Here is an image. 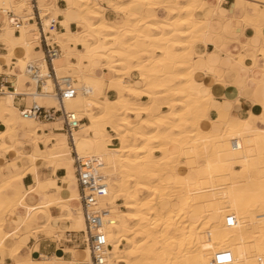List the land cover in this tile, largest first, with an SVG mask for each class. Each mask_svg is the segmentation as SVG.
Instances as JSON below:
<instances>
[{
	"label": "bare ground",
	"instance_id": "obj_1",
	"mask_svg": "<svg viewBox=\"0 0 264 264\" xmlns=\"http://www.w3.org/2000/svg\"><path fill=\"white\" fill-rule=\"evenodd\" d=\"M56 1L38 0L37 6L46 37L61 49L53 60L56 75L70 76L79 90L64 106L87 119L73 132L75 150L81 157L95 156L106 178L101 200L108 212L106 264H216L213 256L222 249L232 253L233 264H264V132L243 120L236 127L229 125L222 110L215 118L220 129L214 131L207 116L213 95L211 101L202 95L203 84L191 72L193 45L212 36L211 21L202 13L206 0H103L111 11L123 15L120 21L110 20L99 0H65V9ZM247 1L264 5V0ZM158 9L166 16L159 17ZM0 13V35L17 55L14 67L6 70L14 78L12 89L4 87L5 98H0L5 125L0 134H36L42 125L33 123L61 128L59 122L23 117L14 105L15 95L22 94L27 107L33 101L58 107L54 96L35 91L36 80L26 71L28 62L42 57L41 49L34 48L42 33L29 20L31 0H0ZM59 14L64 16V29L74 15L78 30H49ZM262 19L260 13L246 14L242 21L261 34ZM72 56L76 63L70 61ZM40 64L44 75L46 65ZM97 65L111 76L95 75ZM133 72L138 78L130 81ZM51 90L47 80L43 91ZM143 96L148 99L141 100ZM66 137L56 135V143L46 151L57 165L73 163ZM178 154L183 155L182 162L175 159ZM20 180L15 174L0 183V229H5L4 216L15 215L21 205L27 207V222L38 211L48 214L40 206L37 211L27 206L22 190L9 195ZM57 189L60 195L51 203L65 208L72 228L83 231L79 193L69 191L63 198V188ZM72 202L74 208L68 205ZM228 215L235 216L233 226L225 223ZM10 240V233L4 232L0 249ZM21 246L14 241L9 255ZM82 252V258L69 264L87 263L89 249ZM33 260L55 264L58 258Z\"/></svg>",
	"mask_w": 264,
	"mask_h": 264
},
{
	"label": "crops",
	"instance_id": "obj_2",
	"mask_svg": "<svg viewBox=\"0 0 264 264\" xmlns=\"http://www.w3.org/2000/svg\"><path fill=\"white\" fill-rule=\"evenodd\" d=\"M35 1L38 5V0ZM217 4L220 5L219 9L213 7ZM56 5L60 9H65L66 1L58 0ZM234 5L236 7H233ZM104 6L106 7V16L110 20H122V14L111 11L107 3ZM222 11L227 12L228 15H221ZM202 13L211 21L212 36L206 43L197 41L193 45L192 64L196 69L195 79L207 88L211 86L210 93L213 95V103L207 116L208 118L211 116L209 119L213 123L209 126L214 131H219L220 125L215 121V118L222 110L228 114L227 123L229 125L236 127L237 122L243 120L264 132V124L256 119L264 112V105L261 104V101H264V38L261 37L256 27L244 24L242 21L246 14L257 15L260 13L264 18V5L247 0H206ZM158 15L161 18L165 17L166 12L163 9H158ZM63 19L62 14L57 16L59 21L57 31L78 30L74 15H70L71 20L66 29L61 24ZM1 24L2 15L0 13ZM237 28H240L239 36L236 35ZM16 33L18 34V31L14 32V34ZM253 37L257 39L253 40ZM246 46L249 47L244 48ZM77 48L80 49L81 46L78 45ZM12 49L13 46L0 35V87H2L0 98H5L4 87L8 88V82L11 81L12 84L14 78L13 75L11 78V75L6 73V70L13 68L17 61V55L12 54ZM15 49L18 50V47L16 46ZM39 50L37 49V51ZM213 52L216 53L214 57L212 56ZM17 54L20 52L17 51ZM253 57L256 58L255 66H253ZM70 61L76 63L77 58L72 56ZM205 68L215 69L217 74L221 70H226L229 82L227 84L213 83L211 71H202ZM93 72L95 75L104 74L106 78L111 76L100 65L94 67ZM136 78H138L137 72H133L130 81H134ZM147 99L146 96L141 97V100ZM234 100L237 101L235 105L232 103ZM225 101H227V105H225ZM25 104H27L26 97H14V105L18 109H22ZM248 113L252 114L253 119L249 120ZM203 124L206 126L204 121ZM33 125H42V129H38L36 134L23 131H19L16 135L3 136L0 134V183L7 177H12L15 174L21 175V180L14 189L9 191V195H14L18 190H22L25 192L24 201L27 206L33 208L34 211L39 210L40 206V209L47 211L48 214L38 211L33 220L27 222L25 221L27 207L21 205L15 215H5V229H0V237L7 231L13 240L7 243V247L0 249V260L5 261V264H10L12 256L9 255L8 247L12 246L14 241H18L22 245L19 249L20 252L34 249L31 254L32 259L38 260L42 256L56 257L58 260L55 264H69L74 258L80 259L83 256L84 247L81 239L83 235L72 228V221L67 217V210L59 203H51V200L60 195L57 187L63 188L61 191L63 198L68 197L69 191L78 192L73 163L67 165L66 162H62L57 165L46 157V151L56 143V135H65L63 131L54 130V128H60L59 124L33 123ZM4 129L5 125L0 119V133ZM18 153L19 155H17ZM29 155L36 159H31ZM27 157L28 159H26ZM62 203L65 204V202ZM68 205H71L72 208L76 206L74 202ZM41 206H47V210ZM37 227L40 229L39 232ZM54 233L57 237L61 236L57 238Z\"/></svg>",
	"mask_w": 264,
	"mask_h": 264
},
{
	"label": "built area",
	"instance_id": "obj_3",
	"mask_svg": "<svg viewBox=\"0 0 264 264\" xmlns=\"http://www.w3.org/2000/svg\"><path fill=\"white\" fill-rule=\"evenodd\" d=\"M33 14L30 21H34L38 30L42 33L39 39V45L36 49H41L42 57L36 61H30L26 65V71L36 80L35 91L43 95H52L58 101V107L40 105L33 101L29 107L25 104L21 110L23 117L33 118L37 121L59 122L60 129L68 136V144L71 155L73 156L74 174L78 187L79 202L84 220V230L82 246L89 249V261L87 263L78 262L76 264H106L108 257L107 234L104 226L107 222L108 212L102 205V198L106 195V178L101 169V163L95 156L81 157L75 150L73 142V132L79 128L87 119L78 117L77 113L67 110L64 102L74 98L78 93V88L74 85V80L70 76L58 77L56 75L53 60L61 54V49L56 41L47 38L43 30L42 18L35 0H32ZM19 23H16V28ZM59 21L52 20L49 30H58ZM48 34L49 31H48ZM40 63L46 65L44 75L40 73ZM52 83L51 91H43L46 81ZM10 89L11 82H8ZM80 91L86 92L81 88ZM2 92V87H0ZM15 97L23 98L22 94H16ZM236 222L234 215H228L225 219L227 226H233ZM216 264H233L234 256L227 249L217 251L213 256Z\"/></svg>",
	"mask_w": 264,
	"mask_h": 264
},
{
	"label": "snow or ice",
	"instance_id": "obj_4",
	"mask_svg": "<svg viewBox=\"0 0 264 264\" xmlns=\"http://www.w3.org/2000/svg\"><path fill=\"white\" fill-rule=\"evenodd\" d=\"M213 7H216L217 9H219L220 5H218V4L217 5H213ZM233 7H236V5H234ZM250 7H251V5H250ZM221 15L227 16L228 13L222 11ZM236 35L237 36L240 35V28L236 29ZM261 37L264 38V19H262V21H261ZM252 39L256 40L257 38L253 37ZM210 51H211V49H210ZM215 55H216V53L213 52L212 56L214 57ZM252 60H253V66H255L256 58L253 57ZM202 71H204V72L211 71V73L213 75V83H224V84H227L229 82L228 78H227V75H226V70H221V72L219 74L216 73L215 69H207V68H205ZM191 72H192V75H194L195 72H196V69L193 68L191 70ZM200 87L203 90L202 91V95H204L206 97H209V100L211 101V99H212L210 97L211 86H209V88H207V89H205L203 87V85H201ZM253 102H255V101H253ZM232 103L235 105L237 103V101L234 100ZM261 104L264 105V101H261ZM225 105H227V101H225ZM237 111H239V109H237ZM247 115H248L249 120L253 119L251 113H248ZM256 119H259L262 122V124H264V112H262L261 115L258 118H256ZM17 155H19V153ZM32 159H36V157H33ZM29 211L31 212L32 210L29 209ZM37 231L38 232L40 231L39 227H37ZM33 251H34V249H26L24 252H20V251L14 249L13 252H12V259H11L10 264H37V262L34 261L31 258V254H32ZM0 264H5V261L0 260ZM40 264H47V262L41 261Z\"/></svg>",
	"mask_w": 264,
	"mask_h": 264
},
{
	"label": "rangeland",
	"instance_id": "obj_5",
	"mask_svg": "<svg viewBox=\"0 0 264 264\" xmlns=\"http://www.w3.org/2000/svg\"><path fill=\"white\" fill-rule=\"evenodd\" d=\"M57 1H58V0H57ZM99 1H100L103 5H106V3L103 2V0H99ZM228 36H231V35L228 34ZM248 47H249V46H246V47H244V48H248ZM162 109H164V108H162ZM85 122H86V121H85ZM113 142L116 143L117 141L115 140V141H113ZM154 154H159V153H158L157 151H154ZM176 158H177L178 162H179V161H181V162L183 161V155H181V154L176 155V156H175V159H176ZM177 160H176V161H177ZM234 161H235V160H234ZM234 163H235V162H234ZM181 166H182L181 164L178 165V167H181ZM234 167H235V168H238V164L235 163V164H234ZM252 197H253V196H252ZM118 202L121 203L122 200H118ZM120 208H122V206H121Z\"/></svg>",
	"mask_w": 264,
	"mask_h": 264
}]
</instances>
